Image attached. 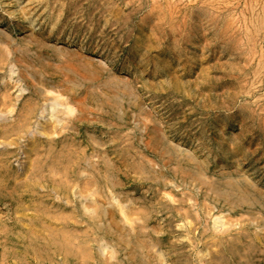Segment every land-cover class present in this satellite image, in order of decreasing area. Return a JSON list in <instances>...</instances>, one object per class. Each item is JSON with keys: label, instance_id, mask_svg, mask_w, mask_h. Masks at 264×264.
<instances>
[{"label": "rangeland", "instance_id": "rangeland-1", "mask_svg": "<svg viewBox=\"0 0 264 264\" xmlns=\"http://www.w3.org/2000/svg\"><path fill=\"white\" fill-rule=\"evenodd\" d=\"M0 264H264V0H0Z\"/></svg>", "mask_w": 264, "mask_h": 264}]
</instances>
